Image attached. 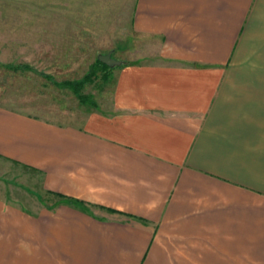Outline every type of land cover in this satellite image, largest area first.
I'll list each match as a JSON object with an SVG mask.
<instances>
[{
  "label": "crops",
  "instance_id": "0c3cea01",
  "mask_svg": "<svg viewBox=\"0 0 264 264\" xmlns=\"http://www.w3.org/2000/svg\"><path fill=\"white\" fill-rule=\"evenodd\" d=\"M117 3L119 38L155 49L109 67L108 104L0 108V158L46 192L0 196V264H264V0Z\"/></svg>",
  "mask_w": 264,
  "mask_h": 264
},
{
  "label": "rangeland",
  "instance_id": "374dc122",
  "mask_svg": "<svg viewBox=\"0 0 264 264\" xmlns=\"http://www.w3.org/2000/svg\"><path fill=\"white\" fill-rule=\"evenodd\" d=\"M118 7L117 0H0V108L78 125L86 107L45 76L77 82L101 55L132 61L149 58L155 49L148 41L137 49L119 38L118 21L110 19ZM7 64H26L37 73H15ZM106 78L100 72L84 88L100 105L109 103L112 92L113 82ZM38 194L46 197L40 174L0 158L1 197L28 209L38 204Z\"/></svg>",
  "mask_w": 264,
  "mask_h": 264
},
{
  "label": "trees",
  "instance_id": "16d2710c",
  "mask_svg": "<svg viewBox=\"0 0 264 264\" xmlns=\"http://www.w3.org/2000/svg\"><path fill=\"white\" fill-rule=\"evenodd\" d=\"M4 67L6 69L12 71V72H15V73H25V72L37 73V70H35L34 68H32L31 66L26 65V64H23V65L22 64L21 65H18V64L8 65L7 64ZM108 69H109L108 66L101 64L100 61L97 59L96 63L91 66L89 72L85 75L84 79L79 80L77 82H72V81L57 82L54 80V78L52 76H45V79H47L54 86H56L60 89L70 90L82 106H85L87 108H91V107L96 106L95 101L93 100L92 96L84 93V88L87 84H91L94 82L98 73L102 72L103 77L107 76L106 72ZM40 74H42V73H40ZM106 79H108V77ZM55 197L58 198V200H57L58 204L65 202L66 204L71 205V206H77L78 207L80 205V202L77 200H72V199L63 197L61 195H55Z\"/></svg>",
  "mask_w": 264,
  "mask_h": 264
},
{
  "label": "water",
  "instance_id": "95a60500",
  "mask_svg": "<svg viewBox=\"0 0 264 264\" xmlns=\"http://www.w3.org/2000/svg\"><path fill=\"white\" fill-rule=\"evenodd\" d=\"M98 60L100 61L101 64H103L105 66H108L110 68H113L115 66L121 65V62L115 60L112 57V54L111 53H108V54H104V55L99 56Z\"/></svg>",
  "mask_w": 264,
  "mask_h": 264
}]
</instances>
